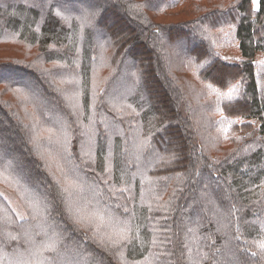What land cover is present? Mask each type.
I'll return each mask as SVG.
<instances>
[{"label": "trees", "instance_id": "1", "mask_svg": "<svg viewBox=\"0 0 264 264\" xmlns=\"http://www.w3.org/2000/svg\"><path fill=\"white\" fill-rule=\"evenodd\" d=\"M57 1L0 0V33L37 50L36 63L2 61L0 73L36 72L26 95L65 132L79 122L69 99L81 80V156L64 137L75 183L59 185L26 146L8 94L25 83L1 75L0 139H21L32 175L0 146L27 210L17 220L0 198V264H264V64L254 61L264 54V0L257 10L253 0H102L82 13ZM57 70L67 89L47 80ZM118 84L126 90L114 96ZM198 119L217 134L213 147H231L204 150ZM121 216L128 237L99 238Z\"/></svg>", "mask_w": 264, "mask_h": 264}, {"label": "rangeland", "instance_id": "2", "mask_svg": "<svg viewBox=\"0 0 264 264\" xmlns=\"http://www.w3.org/2000/svg\"><path fill=\"white\" fill-rule=\"evenodd\" d=\"M5 1L7 2L8 5L12 4L11 0H5ZM42 1L49 3L50 0H42ZM76 1L77 0H59L57 2L59 3L63 2L66 9L70 8L76 11L77 13H82L84 8L86 7L101 5L102 0H80L81 1L80 5H75ZM253 6L255 8L258 7L257 0H255V2L253 0ZM189 10L191 12V8H189ZM79 29L81 31V27ZM80 35H81V32H80ZM79 40L81 42V37H79ZM36 53H37L36 47H33L28 41L23 42L20 39H15V37L9 33H7L6 35H2L0 33V62L15 59L20 64H22L20 66L25 67L23 63H29V64L36 63V59H35ZM235 54L237 55L236 49H235ZM254 61L256 65L264 64V54L256 55ZM101 68L102 66L97 67V70L99 71L94 74L95 77L98 75L99 77H102L101 74H103V69ZM58 71L59 70L52 73L51 76L47 75L46 78L49 81V83L51 82V80L55 81L57 79H60L57 76ZM28 73L29 74L21 73V75H17L16 73H15L16 75L11 74V73L10 74L0 73V76L2 75L4 78L21 80L22 83H25V86L27 89H23V90L12 89L14 91H12L11 93H8L10 97H14L12 98V100L15 103L14 104L15 109L17 111L18 116L20 117L19 120L23 123L22 125H24L29 130V136L27 138V141L25 139V144L26 146H29L34 150L35 157L41 163V165L43 166V169L45 168V170L51 175H53L55 178H56L55 175L58 176L56 180H58L59 185L66 187L67 189H72V183H75L74 182L75 178L73 177L71 173V167H70L71 164L63 163V157H65V154L63 153L65 152V149H66V142H65L64 137L66 138L68 135L67 145L68 147L70 146L72 148L71 153L75 152L76 154H80L81 156V115L84 111L83 108L81 109V105L83 106L84 104V100H82V97H81L83 95L81 92V80L78 79L77 91H75L76 93L73 92L74 101L72 100V98L69 99L70 105L74 109L72 112L73 113L75 112V114L79 116V122L77 121L78 123L74 125V129H70V131L65 132V131L59 130L58 127H55L53 122H50L48 124L46 122L43 123L42 116H41V110L36 107L37 99L33 97V100H31L26 95L29 93L28 89L31 88L32 84L36 83L32 79V75H35L36 72H32V70H30V72ZM70 73L71 72L66 73V74H69L72 77V73L71 74ZM65 83L66 82H64L63 80H57L54 84H56L58 88L61 87L63 90L64 88L67 89V85ZM120 90H126V87H122L120 84H118V87L113 92V95L116 96L117 93L120 92ZM125 93L123 91L122 94H125ZM199 105H203L202 100L199 101L193 108H191V113L193 116L194 114L198 113ZM204 112H205V116L208 117L209 110L207 106L205 107ZM199 121H200L199 119L196 122L192 121V124L195 128L194 130L196 134V139L200 146L204 144V150L206 151L210 150L211 154H213L214 152L216 154L217 152L218 154L216 155H219L222 150H225L229 147V142H223V141H221L222 142L221 148L216 149L215 147H213L217 143L220 144V141L217 140L215 137L217 136V134H215V136L212 135L213 132L211 133L207 130L208 126L207 128L205 127L206 129L201 128L198 124ZM253 125L258 130L259 122L253 121ZM4 128H5L4 130L6 132L5 133L6 135H8L7 132H12V133L14 132V130L10 129L8 125H4ZM227 129H228V125H226L225 129L222 131V134L224 136H226L225 133ZM215 131L219 132L220 130L218 129ZM251 131H254V130L252 129ZM9 137L11 140H13L14 143L11 144V143H8L7 141H4L3 139H0L1 148L4 151L8 149L6 150L7 151L6 153L11 158L15 159V161L17 162L16 166L21 168V170L25 174L28 173L32 175L31 171H29V169L24 165L22 157L17 152L18 148L16 147H19V143L21 142V139L17 141L16 140L17 137L14 138L13 135L12 136L9 135ZM165 141H168V140L165 139ZM61 146H62V151L59 152V149L61 150ZM92 147H94V144ZM20 153H24V152H20ZM212 157L213 156L211 155V158ZM19 161H21V163ZM74 167L76 168L77 166L74 165ZM5 174L6 172L0 166V177L3 178V181L2 182L0 181V198L8 204V207L12 211H14L15 219L17 220L24 219L26 218L25 211L27 210L24 207V205L19 201L18 196L16 195L15 191H13L8 186L7 178ZM62 175L64 179L62 178ZM69 175H71V177H69ZM130 225L131 223H130L129 218L127 216H121L117 218V220H114L109 226L107 225V227H101V231L99 232L100 233L99 238H104L106 241H108V243L111 242L117 245V243L123 242V240L128 237L127 234L131 231ZM97 236H98V233H97ZM109 246L118 247V246L110 245V244ZM121 254L125 256L124 252Z\"/></svg>", "mask_w": 264, "mask_h": 264}, {"label": "snow or ice", "instance_id": "3", "mask_svg": "<svg viewBox=\"0 0 264 264\" xmlns=\"http://www.w3.org/2000/svg\"><path fill=\"white\" fill-rule=\"evenodd\" d=\"M254 2H255V0H254ZM260 247H261L262 249H264V243H261V244H260ZM52 250H53L52 246H51V245H47V246H45L44 249L41 250V255H42V252H43V251H52ZM41 264H43V262H41Z\"/></svg>", "mask_w": 264, "mask_h": 264}, {"label": "crops", "instance_id": "4", "mask_svg": "<svg viewBox=\"0 0 264 264\" xmlns=\"http://www.w3.org/2000/svg\"><path fill=\"white\" fill-rule=\"evenodd\" d=\"M254 9H255V10H257V9H258V7H257V8H255V7H254Z\"/></svg>", "mask_w": 264, "mask_h": 264}]
</instances>
